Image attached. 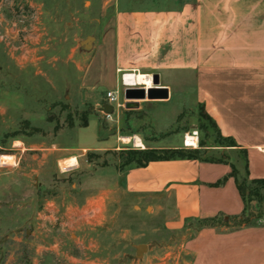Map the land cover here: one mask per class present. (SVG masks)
<instances>
[{"label": "rangeland", "instance_id": "obj_1", "mask_svg": "<svg viewBox=\"0 0 264 264\" xmlns=\"http://www.w3.org/2000/svg\"><path fill=\"white\" fill-rule=\"evenodd\" d=\"M117 8L118 0H0V155L18 164L0 167V264L192 263L187 244L198 224L171 230L165 212L147 200L134 206L124 187L133 164L119 158L132 143L118 137L138 134L146 148L198 149L201 159L222 157L227 147L193 103L191 86L160 111L128 114L123 74L117 86L101 84L99 55ZM108 91L118 96L119 123L100 109ZM186 134L196 147H185ZM15 139L22 147H12ZM71 157L76 164L61 173L58 162ZM139 244L148 245L142 256ZM209 259L216 264V255Z\"/></svg>", "mask_w": 264, "mask_h": 264}, {"label": "crops", "instance_id": "obj_2", "mask_svg": "<svg viewBox=\"0 0 264 264\" xmlns=\"http://www.w3.org/2000/svg\"><path fill=\"white\" fill-rule=\"evenodd\" d=\"M165 1L159 7H127L131 0H118L99 55L105 61L101 84L110 80L117 86L118 73L136 69L152 79L159 76L168 97L139 100L138 106L125 108L128 114L160 111L175 92L191 86L193 103L202 106L223 136L235 140L236 146H226L229 161L244 173L247 159L249 177H264V0ZM97 73L92 68L90 75ZM121 117L120 107L114 108L111 120L119 123ZM189 138L186 134L184 140ZM191 141L197 145L195 138ZM230 172L224 162L154 160L130 166L124 187L134 206L147 200L165 212L171 230L215 216L232 224L230 217L244 209L235 178L212 185ZM195 234L187 244L191 264H209L211 254L216 264H264L261 221L240 228L197 227Z\"/></svg>", "mask_w": 264, "mask_h": 264}, {"label": "trees", "instance_id": "obj_3", "mask_svg": "<svg viewBox=\"0 0 264 264\" xmlns=\"http://www.w3.org/2000/svg\"><path fill=\"white\" fill-rule=\"evenodd\" d=\"M204 110V109H203ZM92 109L84 111V117L89 116V112ZM205 112V111H204ZM213 126L216 128L217 134L220 139L223 141L221 146H236V142L232 137H226L221 134L217 128L215 122L209 117L205 112ZM88 125L87 122L84 124ZM205 129V127H203ZM39 131L38 128H36ZM198 149H183V148H167V149H155V148H146L145 150H133L132 148H124L119 152V158L123 165H134V166H145L150 161L154 160H169L175 158H195L200 159L206 162H224L228 163L231 166V172L217 182L213 183L214 186L223 185L229 177H234L236 180L237 188L240 192L244 203V209L241 214L234 215L230 217L232 224L225 222L222 216L208 217L200 219L196 222L198 227H214L218 225L231 226V228H240L242 226L255 224L262 219H264V209L262 208V202L264 199V177L262 178H250L248 171V161L245 160V171L241 173L237 168L236 164L230 162V156L225 150V155L217 158H199L196 153ZM245 153V151H244ZM92 154V153H91ZM246 157V154H244ZM257 199V202L260 204H255L254 201ZM259 207V208H258Z\"/></svg>", "mask_w": 264, "mask_h": 264}, {"label": "clouds", "instance_id": "obj_4", "mask_svg": "<svg viewBox=\"0 0 264 264\" xmlns=\"http://www.w3.org/2000/svg\"><path fill=\"white\" fill-rule=\"evenodd\" d=\"M135 75H125L123 78V82L125 86H131L135 87L137 85H143L145 90L151 89L154 87L153 85V79L148 74H140L139 69H136ZM109 122L111 123V116H109ZM119 140H121L124 143H132V149L133 150H145L146 145L143 143L142 138L136 134L132 137H118ZM23 141L19 139H15L12 141V147L13 148H20L22 147ZM197 145L191 144L189 142H185V147H196ZM67 163L69 165H75L76 164V158L73 157L69 161L65 162H58V166L60 167L61 173H64L67 171V168L64 167V164ZM12 166V167H18V164L16 163L15 156L10 155H0V167L5 166Z\"/></svg>", "mask_w": 264, "mask_h": 264}, {"label": "water", "instance_id": "obj_5", "mask_svg": "<svg viewBox=\"0 0 264 264\" xmlns=\"http://www.w3.org/2000/svg\"><path fill=\"white\" fill-rule=\"evenodd\" d=\"M94 37L90 36L88 38V44L92 45L91 40H93ZM160 79L157 74L153 76V85L154 87L151 89L145 90L144 86H126L123 90L124 98L126 99L125 107L132 108L138 106L139 100L144 99H162L168 97V89L165 87H160L159 85ZM106 113H112L114 111V106L111 105L108 102H105L101 108ZM148 249L147 244H139L136 245V252L138 256H142L144 250Z\"/></svg>", "mask_w": 264, "mask_h": 264}, {"label": "built area", "instance_id": "obj_6", "mask_svg": "<svg viewBox=\"0 0 264 264\" xmlns=\"http://www.w3.org/2000/svg\"><path fill=\"white\" fill-rule=\"evenodd\" d=\"M118 101V96L113 91L107 92V102L113 105L115 102ZM106 116L109 118L111 116V113H106Z\"/></svg>", "mask_w": 264, "mask_h": 264}, {"label": "bare ground", "instance_id": "obj_7", "mask_svg": "<svg viewBox=\"0 0 264 264\" xmlns=\"http://www.w3.org/2000/svg\"><path fill=\"white\" fill-rule=\"evenodd\" d=\"M136 73H134V72H131V73H126L125 75H135ZM124 75V76H125ZM124 76H123V78H124ZM127 137H129V136H127ZM11 156V155H10ZM73 157H71V158H68V159H66V160H64L63 162H65V161H69V160H71ZM69 166H74V165H69V164H67V163H65L64 164V167L65 168H67V167H69Z\"/></svg>", "mask_w": 264, "mask_h": 264}, {"label": "snow or ice", "instance_id": "obj_8", "mask_svg": "<svg viewBox=\"0 0 264 264\" xmlns=\"http://www.w3.org/2000/svg\"><path fill=\"white\" fill-rule=\"evenodd\" d=\"M188 142H189V143H192L191 138H189Z\"/></svg>", "mask_w": 264, "mask_h": 264}]
</instances>
